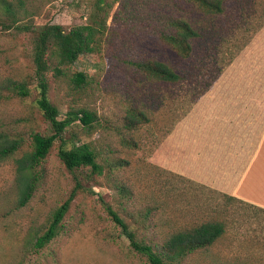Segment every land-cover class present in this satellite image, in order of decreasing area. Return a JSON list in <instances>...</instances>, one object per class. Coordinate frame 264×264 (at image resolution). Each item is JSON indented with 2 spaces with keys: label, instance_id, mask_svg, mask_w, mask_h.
I'll list each match as a JSON object with an SVG mask.
<instances>
[{
  "label": "rangeland",
  "instance_id": "rangeland-1",
  "mask_svg": "<svg viewBox=\"0 0 264 264\" xmlns=\"http://www.w3.org/2000/svg\"><path fill=\"white\" fill-rule=\"evenodd\" d=\"M9 1L23 3L22 23L67 29L87 24L99 4ZM107 1L101 51L81 56L57 79L48 75L60 120L71 109L92 111L97 120L90 130L75 122L57 140L38 167V187L23 208L17 206L15 159L32 150V134L51 130L37 107L35 84L30 97L10 94L0 100V136L24 141L15 157L0 164V264H22L25 257V264H143L105 207L129 225L150 227L148 231L165 239L211 219L215 211L223 214L226 203L219 193L227 192L205 182L197 165L206 173L211 167L230 168L237 178L234 173L248 162L264 161L261 131L245 135L239 122L240 116L247 121L253 116L263 124L264 117L239 112L244 106L238 105L242 98L264 99V0H228L218 17L183 0ZM170 17L188 20L201 33L189 58L178 56L158 36ZM31 38L0 27V86L34 75ZM149 60L168 63L182 80L165 83L148 76L137 64ZM79 72L89 84L76 90L71 81ZM140 113L145 118L136 116ZM132 120H140L134 130L127 127ZM83 144L96 152L102 175L90 168L70 171L59 159L61 145L70 149ZM74 191L58 240L46 254L26 255L30 235L48 228L55 210ZM253 207L231 203L222 215L227 234L185 264H264V212Z\"/></svg>",
  "mask_w": 264,
  "mask_h": 264
},
{
  "label": "trees",
  "instance_id": "trees-1",
  "mask_svg": "<svg viewBox=\"0 0 264 264\" xmlns=\"http://www.w3.org/2000/svg\"><path fill=\"white\" fill-rule=\"evenodd\" d=\"M212 17L224 14L228 0H183ZM4 9L0 15V27L2 31L15 30L27 33L31 38V61L34 67V75L23 80H7L0 86V100L9 98V95L21 98L30 97L32 90L30 85L35 84L38 91L37 107L43 118L50 126L49 134H32V150L21 158L15 159L17 170V188L19 198L17 206H27L33 198L38 187L39 175L37 169L50 155L57 140L63 138L65 131L75 122H80L88 130L97 120L96 114L87 109H71L67 117L59 119L58 107L50 98L51 84L48 79L52 73L54 79L65 75L64 67L74 64L83 55H91L101 51L107 31V18L110 4L107 0H99L96 10L85 25L65 28L59 24H47L39 27H31L21 22L24 5H15L9 0L2 1ZM159 38L181 58H189L194 49V41L201 37V33L192 23L184 18L170 17L165 24L158 28ZM148 76L165 83H178L181 75L168 63L149 60L137 64ZM74 89L81 90L89 84L87 75L83 72L76 73L72 78ZM136 110H132L135 113ZM145 118L144 114L136 115ZM139 121L132 120L127 127L130 130L137 128ZM24 141L0 136V164L21 150ZM59 159L70 171L82 168H90L92 174L102 175L103 167L98 162L96 152L90 145H74L67 149L61 145ZM218 194V192H216ZM224 198L223 214L228 211L231 203L246 204L245 202L225 193H219ZM75 199V191L58 207L52 216L48 228L36 230L27 240L26 255L46 254L44 251L50 247L61 235L63 221L68 214L71 204ZM258 211L264 212L254 206ZM258 208V209H257ZM111 220L121 229V233L129 241V247L133 254L143 260V264H185L187 259L215 245L227 234L228 224L217 211L211 219H207L197 225L184 228L172 233L165 239H161L155 232H150V227L126 223L112 207H105ZM221 212V211H220ZM150 215L149 213L146 215ZM42 254L38 257L40 258ZM53 254V253H52ZM54 255V254H53ZM37 258V259H38ZM36 259V260H37ZM25 260L22 261L25 264ZM37 262V261H36Z\"/></svg>",
  "mask_w": 264,
  "mask_h": 264
},
{
  "label": "crops",
  "instance_id": "crops-1",
  "mask_svg": "<svg viewBox=\"0 0 264 264\" xmlns=\"http://www.w3.org/2000/svg\"><path fill=\"white\" fill-rule=\"evenodd\" d=\"M238 102V105L244 106L239 112L244 114L250 112H257L259 114L261 112L262 114L259 115L260 118L263 119L264 109L262 107L264 106V99L257 100L252 98H242ZM255 106L258 108H255ZM252 119L253 116H249L248 121L243 120V117L240 116L239 122L240 124L241 122L244 124L241 131L245 132V135L251 136L255 131L260 130L262 137L260 140V147L264 148V123L262 124L261 121L259 123L257 121L254 122ZM196 169L199 172V176L205 178V182L208 181L212 187L225 191L228 195L243 202L264 209V161L248 162V164L239 171L241 173H234L236 176L239 174V177L237 178H233V176L230 175V172H232L230 168L214 169V167H211L208 173L204 171L205 169L202 171V168L199 165H197ZM211 178L213 180H211Z\"/></svg>",
  "mask_w": 264,
  "mask_h": 264
}]
</instances>
